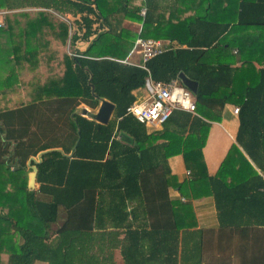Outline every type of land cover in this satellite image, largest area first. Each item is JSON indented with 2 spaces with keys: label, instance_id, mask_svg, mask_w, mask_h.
Wrapping results in <instances>:
<instances>
[{
  "label": "trees",
  "instance_id": "obj_1",
  "mask_svg": "<svg viewBox=\"0 0 264 264\" xmlns=\"http://www.w3.org/2000/svg\"><path fill=\"white\" fill-rule=\"evenodd\" d=\"M22 1L60 15L81 14L77 28L83 33H72V53L64 54L60 77L38 86L30 102L0 108V264H33L37 260L87 264L84 259L94 249L85 242L102 216L101 207L107 201L117 204L118 193L130 197L136 191L149 200L151 190H168L169 182L164 180L171 171L168 158L178 153L183 154L191 174L188 181L178 183L183 193L185 184L191 189L196 183L208 185V192L215 191L219 207L222 199L232 205L242 203L243 210L259 217L254 206L262 201L258 194L243 188V182L231 186L222 178L223 168L238 162L241 165L235 174L258 175L264 186L245 153L234 144L218 176H210L203 148L211 121L221 120L226 103L240 93L238 86L248 83L240 103L238 141L264 173V0H206L236 1L235 13L232 6H223L220 23L209 21L206 18L213 12L209 4L206 20L189 22L191 36L170 37L177 47L151 58L146 67L122 61L129 53V34L117 32L101 0H0V6L21 7ZM32 24L36 27L37 22ZM104 24L107 31H101ZM198 25L205 27L204 35ZM238 27L259 30L254 32L256 37L247 34L248 45L254 48L248 47L250 56H241V60L232 54L236 43L228 39V33ZM10 29L7 25L0 28V94L17 88L16 64L21 55L19 46L8 40ZM68 36V24L63 23L61 38L67 41ZM80 39L91 44L74 54ZM240 48L244 50V44ZM233 56L234 61L229 60ZM181 72L198 82V91L193 93L197 114L174 109L162 129L148 132L127 111L136 99L133 91L145 86L149 77L164 82L177 79L184 85ZM102 98L116 104L114 121L102 124L76 112L83 106L96 109ZM79 128L81 140L74 150ZM46 150L51 151L43 153L38 163V155ZM35 164L39 185L31 190L29 173ZM54 224L59 226L54 228ZM174 228L177 232L176 222ZM255 249H260L259 264H264V243Z\"/></svg>",
  "mask_w": 264,
  "mask_h": 264
},
{
  "label": "crops",
  "instance_id": "obj_2",
  "mask_svg": "<svg viewBox=\"0 0 264 264\" xmlns=\"http://www.w3.org/2000/svg\"><path fill=\"white\" fill-rule=\"evenodd\" d=\"M101 1L102 9L107 13L110 23L113 24V27H116L117 32L129 34L130 39L127 45L129 53L126 59L122 61L135 65L141 62L139 52L132 51L138 37L164 41H171L172 37L178 36L188 39L191 36L188 28L189 22L197 20L200 23L206 19L219 22L222 20L221 9L223 6H232L233 13H235L236 7V1H213L212 3L206 0ZM22 2H25V4L21 7L8 8L0 6L10 11L6 16L7 27L11 28L8 40L12 45L17 44L19 46L18 53L20 51L21 53H27L29 51L27 38L37 36L36 33L39 35L45 30L47 24L54 26L53 45L47 48V52H40V47H36L32 51L35 57L38 53H49L52 55L51 57H55V61L57 55L62 56L60 43L62 39V22L68 24L69 42L72 33L75 31H78L79 35L83 33V30L77 28V23L81 22L82 19L81 14L73 15L70 12H65L64 15L54 13L55 15L46 16L28 13L36 10L43 11L47 8L28 4L27 1ZM209 4L213 5V12H211V16H207L209 18L205 19V14H207L210 7ZM224 17H227V14ZM146 18L148 24H145ZM52 20H54L53 25L51 24ZM56 21L58 22L57 27L55 26ZM36 22L35 27L32 23ZM101 29V31H107L109 27L104 24ZM204 29V26L198 25L197 30L203 31L200 34L204 35ZM255 31L259 30L242 31L238 27L228 33L229 41L236 43L232 54L237 56L239 60H241V56H250V50L254 47L248 45L247 34L252 32V36L256 37ZM24 44L25 47H23ZM90 44L89 41L78 40L73 50L74 54H77L76 50H87ZM241 44H244V50H241ZM44 47L46 46H43V49H46ZM183 47H186V44ZM66 53L69 52L66 51ZM234 56L229 60L234 61ZM38 58L34 60L30 56L26 57L27 60H34L33 62L36 61L37 64L39 62L38 66L32 68L37 69V77L34 76L36 77L34 81L37 82V87L63 74L62 72L60 76L48 79L41 78L39 75L43 72V68ZM11 59H14V56ZM26 66L22 68V71L27 69ZM17 68L16 66L18 77L14 85H21V99L23 100L24 96H31L29 90H26L24 95V86H29L30 78L27 79L28 84L25 85L24 79L27 75L23 72L21 74L20 69ZM247 85L248 83L246 85L241 83L238 86L240 93L232 95L230 102L226 103L222 110L221 120L211 121L208 137L203 148L204 160L210 176H218L217 174L231 147L236 144L245 153L258 172L257 174L264 180L263 171L250 158L238 141L241 112H236L235 109L241 107L242 104L240 103L245 98H242V96ZM6 94L7 100H9L14 91H9ZM133 94L136 97L134 102H143L149 96L146 85L135 89ZM1 96L3 95L0 94ZM253 99L256 100V97ZM115 119L116 111L110 122ZM160 129H162V126L157 129L147 127L148 132ZM168 164L171 171L164 179L169 182L168 190H151L149 200H145L142 194L136 191L130 193V197L118 193L116 195L117 204L110 205L111 202L107 201L106 206L101 207L102 216L96 220L93 228H91V235L87 237L85 242L94 249L84 259L87 264H254V262L259 264L262 253L260 249L258 251L255 248L262 246L264 243V186L261 178L254 174H235L238 165H241L238 162L228 163V166L226 164L227 168H223L222 173V178L229 185L234 186L243 182V188H248L247 190L253 191L252 193L255 191L258 194L259 200L262 201L261 203L258 201L259 203L256 205L254 204L260 211L259 217H257L249 214L248 210H243L244 205L242 203L232 205V203L222 199L219 207L215 191L208 192L210 190L208 185L205 187L196 183V187L191 189L188 184H185V193H183L178 183L186 182L191 178L183 154L178 153L170 156ZM38 185L36 183L35 189H38ZM231 192L238 194L237 191L231 190ZM103 193L108 194V197H112L106 191ZM175 222L177 232L174 228ZM58 226L59 224L53 225L54 228ZM33 264L49 263L37 260Z\"/></svg>",
  "mask_w": 264,
  "mask_h": 264
},
{
  "label": "built area",
  "instance_id": "obj_3",
  "mask_svg": "<svg viewBox=\"0 0 264 264\" xmlns=\"http://www.w3.org/2000/svg\"><path fill=\"white\" fill-rule=\"evenodd\" d=\"M9 13L8 9L0 7V28L6 27V16ZM175 47L177 43L173 41L138 37L132 51L139 52L141 55V62L138 65L146 67V63L151 58ZM146 88L149 93L147 100L133 102L127 108L128 113L134 115L146 127L160 128L169 119L174 109L196 113L197 102L193 92L177 79L164 82L149 77ZM239 110L238 107L235 109L236 112Z\"/></svg>",
  "mask_w": 264,
  "mask_h": 264
},
{
  "label": "rangeland",
  "instance_id": "obj_4",
  "mask_svg": "<svg viewBox=\"0 0 264 264\" xmlns=\"http://www.w3.org/2000/svg\"><path fill=\"white\" fill-rule=\"evenodd\" d=\"M28 13L42 14V15L47 16V15H55L54 13H57V12L52 10V9H44L43 11H37L36 10V11L28 12ZM56 19H58V18L56 17ZM53 23H54V20H52L51 24L53 25ZM63 23L64 22H62V24ZM55 24H56L55 26L57 27L58 22L56 21ZM53 27L54 26H49L47 24V25H45V30H43L39 35H38V33H36L37 36H29V39H30L29 47H31V49H32L29 54H28V52L27 53L26 52L21 53V51L18 53V55H21V59L17 62L16 66L18 67L17 68L18 70L20 69L19 71L21 72V74L23 72V74L25 73V75H27L26 78L24 79L25 85L28 84L27 79L30 78L29 79V86H24V88H25L24 95H25L26 90H29V92L31 93V96L27 95L28 98H27V96H24V99L22 100L21 99L22 87H21V85H17L16 90H13L14 91L13 96L11 98H9V100H7V94L6 93H5L6 95L2 94L3 96L0 97V108L16 107V106H19L23 103H28L32 100V98L34 97L33 91L37 88V86H36L37 82L34 80L37 77L36 74H38V73H36L37 69H32V68H33V66L39 65V62H38V64L36 61L33 62L35 60V58H38V55H39L38 59L41 61V66L43 68V72L39 75L41 78L48 79L50 77H57V76H60V73L63 72V70H64V63H63L64 54L66 53V51L69 53H72V49L70 47L69 39L67 41H64L61 39L60 43H61V48H62V54H61L62 56L59 57L57 55L58 59L56 58L55 61H54L55 57H51L52 55L49 53H40V54L38 53L35 57V54H33V52H32L36 47H40V52H41V51L48 50L47 48L50 45H53V43H52V39H54L53 38ZM25 40H26V38H25ZM43 46H46V47H44L46 49H43ZM23 47H25V44L23 45ZM26 56H28V57L30 56L34 60L33 61L27 60ZM24 66H26L27 69L22 71V68ZM34 76H36V77H34ZM55 228H57V227H55Z\"/></svg>",
  "mask_w": 264,
  "mask_h": 264
},
{
  "label": "water",
  "instance_id": "obj_5",
  "mask_svg": "<svg viewBox=\"0 0 264 264\" xmlns=\"http://www.w3.org/2000/svg\"><path fill=\"white\" fill-rule=\"evenodd\" d=\"M76 52H78V50H76ZM179 77L181 78L183 84L188 89H190L193 93H196L198 91L197 81L192 80L183 72L180 73ZM92 88L94 91V95L96 97H99V95L94 90V86H92ZM115 111H116V104L108 99L102 98L99 106L96 109L92 110L87 106H83L80 109H78L76 112L80 113L83 116L94 119L98 121L99 123L107 124L110 122ZM78 132H79V139L74 146V150L77 149V146L81 140V129L80 128L78 129ZM48 151H51V150L43 151L38 155V158H39L37 160L38 163L42 161V154ZM73 154H74V151L70 153L69 156L72 157ZM38 173H39V168H38V165L35 164L32 166V171L29 173V189L31 190H34L36 188Z\"/></svg>",
  "mask_w": 264,
  "mask_h": 264
}]
</instances>
